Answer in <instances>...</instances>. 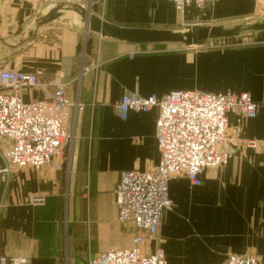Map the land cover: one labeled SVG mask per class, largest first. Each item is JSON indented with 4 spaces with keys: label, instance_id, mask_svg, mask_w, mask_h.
<instances>
[{
    "label": "crops",
    "instance_id": "0c3cea01",
    "mask_svg": "<svg viewBox=\"0 0 264 264\" xmlns=\"http://www.w3.org/2000/svg\"><path fill=\"white\" fill-rule=\"evenodd\" d=\"M58 1L0 0V48L20 38L37 15ZM91 13L127 28L183 31L187 27L233 28L264 21V0H219L178 10L164 0H92ZM62 17L43 26L32 44L15 55L0 52V69L37 76L40 89L23 100L48 101L49 85H67L66 96L82 110L66 123L72 141L58 164L40 170L16 169L8 182L0 215V255L28 264H89L109 248H129L134 229L120 225L113 190L122 171L152 172L159 163L154 139L157 111L118 118L123 94L162 97L171 91L248 93L258 105L253 120L227 114L234 149L227 164L205 170L201 184L182 176L168 181L172 202L154 241L167 264H225L228 255H256L264 264V30L249 45L196 47L131 45L88 33ZM85 32V31H84ZM134 52L135 55L129 56ZM257 142L248 147L246 141ZM42 195L41 206L24 198Z\"/></svg>",
    "mask_w": 264,
    "mask_h": 264
},
{
    "label": "built area",
    "instance_id": "2783aa9c",
    "mask_svg": "<svg viewBox=\"0 0 264 264\" xmlns=\"http://www.w3.org/2000/svg\"><path fill=\"white\" fill-rule=\"evenodd\" d=\"M178 10L189 5L204 9L219 0H164ZM227 44V43H226ZM222 46H234V45ZM134 54L130 53L132 57ZM41 82L33 74L13 69H0V215L9 179L16 169L40 170L50 166L59 170L65 147L72 137L66 123L71 110H82L66 96L67 85L54 88L48 101L25 102L24 90L40 89ZM118 118L157 111L154 139L159 163L152 172L122 171L113 194L118 210L117 220L134 229L129 248H109L89 264H167L162 250L144 253L145 242L154 241L164 212L172 202L168 181L182 175L191 186L201 184L203 171L225 166L230 158L227 138V114L253 120L258 105L248 93H211L200 90L171 91L162 97H147L135 93L123 94L115 105ZM264 152V142L258 143ZM248 147L257 142L246 141ZM27 205L41 206L42 195L24 198ZM0 264H28L25 258L0 255ZM225 264H260L256 255H228Z\"/></svg>",
    "mask_w": 264,
    "mask_h": 264
},
{
    "label": "water",
    "instance_id": "95a60500",
    "mask_svg": "<svg viewBox=\"0 0 264 264\" xmlns=\"http://www.w3.org/2000/svg\"><path fill=\"white\" fill-rule=\"evenodd\" d=\"M62 17H72L79 20L84 26L85 34L94 33L100 39L131 45H180L185 48H196L203 47L212 41L238 38L246 31L255 34L264 30V21L255 24H245V27H187L183 31L119 27L103 21L100 17L92 14L89 9L79 4L58 1L44 13L37 15L32 27H29L20 38L4 41L0 52L12 51V53L5 55L6 57L15 55L24 47L32 44L43 26ZM228 151L230 153L234 151L231 144L228 145Z\"/></svg>",
    "mask_w": 264,
    "mask_h": 264
},
{
    "label": "rangeland",
    "instance_id": "374dc122",
    "mask_svg": "<svg viewBox=\"0 0 264 264\" xmlns=\"http://www.w3.org/2000/svg\"><path fill=\"white\" fill-rule=\"evenodd\" d=\"M81 2H82L81 4H79V3H76V4H79V5L83 6L84 8L89 9L90 12H91V10H93L94 4L92 3L93 2L92 0H84V1H81ZM72 19H74V18H72ZM74 21H76L80 26L82 25V27H80V29H83V33H84L83 34V37L81 39V48H82L81 49V55H83V53L85 52V50H87L88 43H89L88 38H87V35L88 34H85V32H84L85 31L84 30V26H83L82 23L79 22V20H76L75 19ZM245 26L246 25H242V27H245ZM253 36H254V33L253 32L250 33V32H247L246 31L244 34L240 35L238 38L229 39V40H221V41L208 42L203 47H208V48L209 47H217V46H222V45H224L226 43H227L226 45H234V46H227V47H235V46H241V45H249L253 41L256 40L255 38H253ZM179 47H181V46H179ZM222 47H224V46H222ZM132 53L135 55L134 52H132ZM227 138L230 141L228 143V145H229V144H231V138H229L228 136H227Z\"/></svg>",
    "mask_w": 264,
    "mask_h": 264
}]
</instances>
